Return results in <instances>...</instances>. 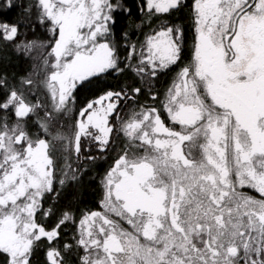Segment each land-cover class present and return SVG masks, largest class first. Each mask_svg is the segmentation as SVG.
<instances>
[{"label":"snow or ice","instance_id":"snow-or-ice-1","mask_svg":"<svg viewBox=\"0 0 264 264\" xmlns=\"http://www.w3.org/2000/svg\"><path fill=\"white\" fill-rule=\"evenodd\" d=\"M0 53V264H264V0H0Z\"/></svg>","mask_w":264,"mask_h":264},{"label":"trees","instance_id":"trees-1","mask_svg":"<svg viewBox=\"0 0 264 264\" xmlns=\"http://www.w3.org/2000/svg\"><path fill=\"white\" fill-rule=\"evenodd\" d=\"M3 55H4L3 53H0V56H3ZM13 60H14V63H16V64H19L20 63L19 61H15L14 55H13ZM129 115H130V113H129ZM90 200H91V197H89V199L86 200L85 203H88Z\"/></svg>","mask_w":264,"mask_h":264}]
</instances>
